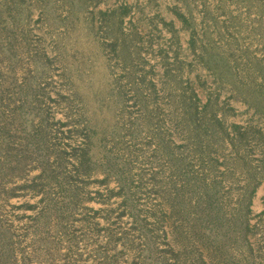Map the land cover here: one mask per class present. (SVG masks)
I'll return each instance as SVG.
<instances>
[{
  "label": "rangeland",
  "instance_id": "obj_1",
  "mask_svg": "<svg viewBox=\"0 0 264 264\" xmlns=\"http://www.w3.org/2000/svg\"><path fill=\"white\" fill-rule=\"evenodd\" d=\"M0 264H264V0H0Z\"/></svg>",
  "mask_w": 264,
  "mask_h": 264
}]
</instances>
